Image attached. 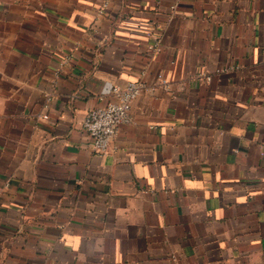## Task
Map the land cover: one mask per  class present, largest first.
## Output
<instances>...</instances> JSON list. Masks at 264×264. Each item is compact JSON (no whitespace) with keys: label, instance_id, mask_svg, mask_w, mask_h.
<instances>
[{"label":"crops","instance_id":"crops-1","mask_svg":"<svg viewBox=\"0 0 264 264\" xmlns=\"http://www.w3.org/2000/svg\"><path fill=\"white\" fill-rule=\"evenodd\" d=\"M0 264H264V0H0Z\"/></svg>","mask_w":264,"mask_h":264},{"label":"built area","instance_id":"built-area-1","mask_svg":"<svg viewBox=\"0 0 264 264\" xmlns=\"http://www.w3.org/2000/svg\"><path fill=\"white\" fill-rule=\"evenodd\" d=\"M144 87L145 84L141 81H129L123 86L115 85L113 92L116 101L86 112L82 125L96 153L105 154L120 126L132 121V104Z\"/></svg>","mask_w":264,"mask_h":264}]
</instances>
